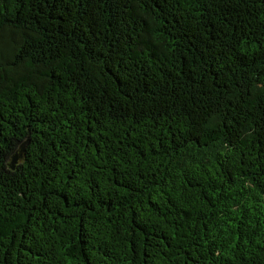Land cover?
I'll return each mask as SVG.
<instances>
[{"label":"trees","instance_id":"1","mask_svg":"<svg viewBox=\"0 0 264 264\" xmlns=\"http://www.w3.org/2000/svg\"><path fill=\"white\" fill-rule=\"evenodd\" d=\"M0 264H264V0H0Z\"/></svg>","mask_w":264,"mask_h":264},{"label":"rangeland","instance_id":"2","mask_svg":"<svg viewBox=\"0 0 264 264\" xmlns=\"http://www.w3.org/2000/svg\"><path fill=\"white\" fill-rule=\"evenodd\" d=\"M15 156L17 157V160H16V162L14 163V159H15L14 157H15ZM15 156H14L13 159H12V163L15 164V166H16V165H18V164L20 163V161H21V153H17ZM12 163H11V164H12Z\"/></svg>","mask_w":264,"mask_h":264},{"label":"water","instance_id":"3","mask_svg":"<svg viewBox=\"0 0 264 264\" xmlns=\"http://www.w3.org/2000/svg\"><path fill=\"white\" fill-rule=\"evenodd\" d=\"M23 149H24V148H23ZM22 153H24V150H22ZM14 158H15V159H14V163H15L16 160H17V157L15 156ZM21 158H22V154H21ZM11 167L14 168V167H15V164L12 163V164H11Z\"/></svg>","mask_w":264,"mask_h":264}]
</instances>
